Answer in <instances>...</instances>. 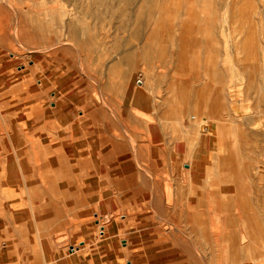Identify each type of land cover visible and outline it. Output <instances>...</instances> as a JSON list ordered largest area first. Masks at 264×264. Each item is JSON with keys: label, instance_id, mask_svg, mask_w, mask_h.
Returning <instances> with one entry per match:
<instances>
[{"label": "rangeland", "instance_id": "obj_1", "mask_svg": "<svg viewBox=\"0 0 264 264\" xmlns=\"http://www.w3.org/2000/svg\"><path fill=\"white\" fill-rule=\"evenodd\" d=\"M0 23V264H223L208 204L264 185L195 165L225 162L218 123L261 132L264 0H0Z\"/></svg>", "mask_w": 264, "mask_h": 264}, {"label": "crops", "instance_id": "obj_2", "mask_svg": "<svg viewBox=\"0 0 264 264\" xmlns=\"http://www.w3.org/2000/svg\"><path fill=\"white\" fill-rule=\"evenodd\" d=\"M7 83V79L1 80L0 86L3 85L4 87ZM4 92L3 94H5ZM144 100H146V97L142 95L139 101L146 104L147 102L145 103ZM4 105H7L6 99L4 100ZM1 118L4 120L3 114L0 116L2 123ZM258 120L261 132L256 133V140L247 141L245 143L246 147L243 146L240 136L236 135L233 127L230 129L233 123L228 121L222 124L218 123V126H223L222 139L225 162L223 165H216L217 158L214 161L206 162L204 157L201 156L197 158L195 169L199 171L204 170L205 174L203 176L207 177V179L217 171L222 177L221 182L231 186L240 185L245 182L244 177H248L249 174L246 168H252L251 173L255 177L256 182L264 185V122H260V118H256V120L248 118L245 125L247 124V127H250ZM2 127L4 128L3 124ZM225 127L229 128L226 129ZM148 134L150 135L152 132L149 131ZM190 134L193 135L194 133ZM249 136H254L253 130L249 132ZM222 139L219 136V140L222 141ZM244 151V157L246 158L243 159ZM185 165L187 173L194 176L192 174L194 172V164ZM211 169L214 170L213 173ZM236 189L231 190L229 188L230 191L234 192L232 193L234 195H222L221 200H216L215 205L218 207L217 210L213 209L214 205L212 203L208 204L209 214L211 213L213 216L211 220L213 230H218L221 233L219 242L222 245L224 253L223 264H264V195H240L238 187ZM207 195H211L210 192ZM208 198L210 197L208 196ZM54 251L55 249L50 250L52 254L48 255H53ZM79 256L80 254L69 256L66 261L77 259ZM81 259L86 260L84 264H88L87 260H90L85 259V257ZM20 262L18 261V263ZM90 264H93V261Z\"/></svg>", "mask_w": 264, "mask_h": 264}, {"label": "bare ground", "instance_id": "obj_3", "mask_svg": "<svg viewBox=\"0 0 264 264\" xmlns=\"http://www.w3.org/2000/svg\"><path fill=\"white\" fill-rule=\"evenodd\" d=\"M62 1H64V0H61V2ZM119 1V0H118ZM63 6V5H62ZM94 6V5H93ZM92 6V7H93ZM114 6H115V4H114ZM89 10V9H88ZM116 13V12H115ZM91 14V13H90ZM100 14H102V13H100ZM65 21V20H64ZM66 27H69V25H67ZM70 28H71V26H70ZM9 30H8V27H7V25H5V24H2V23H0V39H9V40H11V41H14L12 38H10L9 37ZM13 51V50H12ZM21 57V56H20ZM17 57H15L14 59H11V62H13L15 59H16ZM16 61V60H15ZM200 61V60H199ZM117 69V68H116ZM111 72V71H110ZM16 92V91H15ZM175 95H176V93H175ZM178 96V95H177ZM15 97V96H14ZM179 99V98H178ZM209 104V103H208ZM200 124H201V122H200ZM105 159V158H104ZM32 189H33V187H32ZM29 190V189H28ZM35 199V198H34ZM36 206L35 205H33V207H32V209H31V213H30V215L28 216V220H31V221H34L35 223V225L36 224H39L41 221H43L44 223H49L50 221H51V218H52V214H51V212L50 211H43L45 208H47V207H45L42 211H43V213H42V211L41 212H39V210L37 209L36 210ZM4 217V216H3ZM26 218H24V216L22 217L21 215H18V214H15L14 212H9V213H7V215L5 216V218L3 219V222H4V224L5 223H10V221H13V224H11V225H13L15 228H17V227H19V225L25 220ZM107 219H109L110 220V218H107ZM1 225V224H0ZM40 225V224H39ZM8 226V225H7ZM34 226V225H33ZM52 227V226H51ZM38 229V228H37ZM98 229V228H97ZM40 230V229H39ZM46 230V229H45ZM106 231H107V229H106ZM40 232H41V230H40ZM39 232V233H40ZM52 230H51V232L49 231V232H46V238L42 241L43 243H42V246H43V249L44 250H46V247L45 246H47L50 250H52V249H55V248H58L59 246H60V244H61V239H59L57 236H55V233L52 235ZM107 234V233H106ZM43 236V235H42ZM59 236V235H58ZM41 237V236H40ZM64 238V237H63ZM65 239V238H64ZM63 239V240H64ZM40 240V239H39ZM8 243L9 241H4V239L2 238V237H0V245L2 244V243ZM63 243V242H62ZM69 243V242H68ZM80 244V243H79ZM82 244V243H81ZM80 244V245H81ZM56 246H58V247H56ZM88 246V243H87V241H86V243L82 246V252L84 251L83 249H85L86 247ZM61 247V246H60ZM48 249V252H49V254H50V250ZM75 249V248H74ZM91 249V248H90ZM46 255V254H45Z\"/></svg>", "mask_w": 264, "mask_h": 264}]
</instances>
